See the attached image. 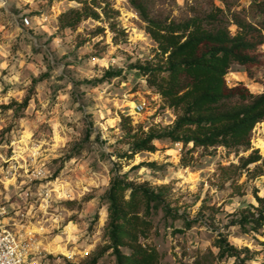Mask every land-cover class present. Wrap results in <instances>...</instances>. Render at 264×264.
Here are the masks:
<instances>
[{"label": "rangeland", "instance_id": "374dc122", "mask_svg": "<svg viewBox=\"0 0 264 264\" xmlns=\"http://www.w3.org/2000/svg\"><path fill=\"white\" fill-rule=\"evenodd\" d=\"M139 1L152 19L166 24L210 12L232 34L244 23L252 44L246 52L255 61L232 63L224 76L225 85L262 92L264 9L260 0ZM0 2L5 5L0 8V44L8 46V56L0 57V62L10 61L8 68L0 70V97L13 88L23 92L0 104V133L6 140L21 139L14 147L20 144L25 157V148L45 141L40 147L43 155L28 157L27 162H44L49 174L41 182L30 181L27 168L16 186L1 188L13 208L11 213L15 214L14 203L19 202L21 211L28 214V229L36 231L30 264H89L94 258L95 264H115L104 199L113 174L157 193L151 229L140 241L162 254L159 264L203 262L202 255L208 251L216 254L213 243L219 236L226 237L240 258L246 256L247 264L264 262V220L256 230L253 222H241L244 216L257 217L264 208V120L252 129L251 147L246 151L223 146L187 151L191 144L183 147L165 135L181 111L169 106L146 80L142 68L155 67L163 60L146 23L128 0ZM71 9L82 17L74 26H64L60 16ZM91 12L95 13L85 16ZM21 59L24 63L19 67ZM12 64L21 72L16 85L4 79ZM108 71L119 74L105 78ZM25 79L29 82L23 83ZM38 85L42 86L39 91ZM61 94L69 97L63 104L78 119L67 125L72 133H60L63 143L50 153L48 141H57L48 113L61 103L57 99ZM44 99L49 101L47 109L41 103ZM137 104L143 105L140 112L135 110ZM150 131L159 136L153 140L155 151L137 152L129 158L133 144ZM253 149L261 158L243 167L242 158ZM27 188L36 200L24 208L17 195ZM45 190L50 196L46 208L40 206L39 198ZM58 247L60 252H55ZM233 259L217 261L208 256L207 260L231 264Z\"/></svg>", "mask_w": 264, "mask_h": 264}, {"label": "trees", "instance_id": "16d2710c", "mask_svg": "<svg viewBox=\"0 0 264 264\" xmlns=\"http://www.w3.org/2000/svg\"><path fill=\"white\" fill-rule=\"evenodd\" d=\"M128 2L146 23V31L157 44L158 55L163 60L155 67L142 68L146 80L169 106L181 111L165 134L169 140L181 142L183 147L191 144L187 151L199 146L250 149L251 131L264 120V81L262 92L253 94L246 88L227 87L224 80L232 63L245 65L255 61L246 52L252 47L246 25L239 23L240 30L232 34L212 12L204 17L194 16L183 22L166 24L152 19L141 1ZM258 3L264 9V0ZM92 13L95 12L85 16ZM81 17L80 12L71 9L62 13L60 20L62 25L72 27ZM118 74V71H108L105 78ZM158 137L154 132H148L133 144L128 157L141 151H155L153 140ZM260 158L258 150L253 149L242 158V166ZM104 199L115 264H159L162 254L153 245L140 241L151 229V209L159 203L157 193L113 174ZM241 220L253 222L252 229L256 230L263 224L264 208L258 210L257 217L249 220L244 216ZM213 246L217 249L215 255L208 251L202 255L203 262L195 260L193 264H212L207 260L208 256L217 261L233 257L234 264H247L246 256L240 258L225 236L217 237ZM95 262L96 258L89 264Z\"/></svg>", "mask_w": 264, "mask_h": 264}, {"label": "built area", "instance_id": "2783aa9c", "mask_svg": "<svg viewBox=\"0 0 264 264\" xmlns=\"http://www.w3.org/2000/svg\"><path fill=\"white\" fill-rule=\"evenodd\" d=\"M135 110L140 112L143 110V105L137 104ZM20 141L22 140H6L0 133V156L3 157L0 160V169H2L0 171V210H2L0 211V264H30L28 262V257L32 253L30 245L36 234V231H29L28 214L21 211L19 202L14 203V207L17 209L15 214L11 213L13 208L9 206L7 198H3L1 195V188H5L7 185L16 186L19 177L22 176V170L27 168L30 181L41 182L49 176L44 162L31 165L27 162L30 156L22 155L20 144L14 147L16 142ZM10 169L11 171H9ZM5 181H11V183ZM17 197L24 202V208L31 206L30 200L35 199L29 188ZM39 198L42 200L40 206L44 205L45 208L49 206L50 196L46 190L42 191V196Z\"/></svg>", "mask_w": 264, "mask_h": 264}, {"label": "clouds", "instance_id": "9594fccd", "mask_svg": "<svg viewBox=\"0 0 264 264\" xmlns=\"http://www.w3.org/2000/svg\"><path fill=\"white\" fill-rule=\"evenodd\" d=\"M26 2H30V0H26ZM5 5L0 2V8H3ZM0 31H3V26H0ZM8 56V46L4 44H0V57L6 58ZM10 61L7 59L4 60V62H0V70L8 68ZM23 59H21L19 67L23 66ZM93 63H103V61H93ZM31 67V65H29ZM38 74V73H37ZM4 79L12 85H16L21 80V72L18 70L17 64H12L11 68L9 69V76L4 77ZM27 79L23 81V83H28ZM42 86L38 85L37 90L39 91ZM71 87V86H69ZM3 91V87L0 86V92ZM23 92H17L14 88L10 89L6 96L0 97V104H7L9 102V98L14 96H22ZM61 103H58L55 105V107L52 109L48 115L52 117L51 120L48 121V123L53 127L55 131L54 139L57 141V144H51V141L49 140L48 143L50 144V147L48 151L51 153L54 151V149L58 145H62L63 140L61 138L60 133H72L73 129L67 127L70 123H75L76 119L74 118V113L69 110L68 106L66 104H63V101H66L69 99V97L65 94H61L57 98ZM43 108L47 109L49 101L47 99H44L41 101ZM40 120L42 121L44 119L43 115L39 116ZM111 123V121H108ZM21 124L27 126L26 121H21ZM17 135H20V133H17ZM25 137H27L28 133H24ZM68 137L65 136L63 139H67ZM23 142V141H22ZM45 143L43 140H39L35 142L31 149L25 148L24 150L28 153L30 157H35L37 154L43 155V153L40 152V147ZM3 157L0 156V160H2ZM36 161L35 159L32 160V164L35 165ZM2 171V169H0ZM11 171V169L9 170ZM6 183H11V181H5ZM66 186V185H65ZM261 195L264 196V192H261ZM45 204H47V201H45ZM238 206V205H237ZM2 211V210H0ZM216 251V250H214ZM35 264V262H34ZM234 264V261L232 262Z\"/></svg>", "mask_w": 264, "mask_h": 264}, {"label": "bare ground", "instance_id": "6f19581e", "mask_svg": "<svg viewBox=\"0 0 264 264\" xmlns=\"http://www.w3.org/2000/svg\"><path fill=\"white\" fill-rule=\"evenodd\" d=\"M57 190V189H56ZM60 191V190H59ZM61 195H63L64 194V192L63 191H61V193H60ZM29 231H31V230H29ZM55 252H60V249H59V247L58 248H56L55 249Z\"/></svg>", "mask_w": 264, "mask_h": 264}]
</instances>
